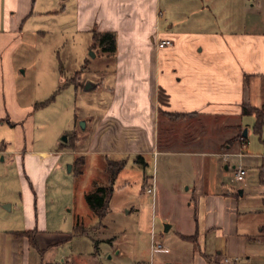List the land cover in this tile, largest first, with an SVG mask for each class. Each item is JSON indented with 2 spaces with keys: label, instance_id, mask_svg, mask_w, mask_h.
I'll return each mask as SVG.
<instances>
[{
  "label": "crops",
  "instance_id": "obj_1",
  "mask_svg": "<svg viewBox=\"0 0 264 264\" xmlns=\"http://www.w3.org/2000/svg\"><path fill=\"white\" fill-rule=\"evenodd\" d=\"M41 1L37 8L36 0H0V53H13L24 27L50 12L92 40L96 32L115 35V51L106 54L114 60L112 76L86 78L108 97L85 124L93 134L79 156L125 158V165L159 156L161 212L172 217L175 203L184 206V220L164 231L176 225L198 246L196 264H220L223 257L264 264V123L257 134L256 115L244 113L247 107L264 115V0H70V14L65 2ZM160 39L172 44L158 47ZM246 118H253L251 127ZM18 152L0 148V168L17 165L23 195L16 215L9 213L13 202L6 208L0 198V264H52L57 259L47 256L58 242L47 235L44 213L31 208L45 180L35 170L46 166L49 152ZM239 165L246 173L237 197ZM18 218L20 228L13 226ZM74 231H82L79 223ZM78 255L62 259L83 264Z\"/></svg>",
  "mask_w": 264,
  "mask_h": 264
},
{
  "label": "rangeland",
  "instance_id": "obj_2",
  "mask_svg": "<svg viewBox=\"0 0 264 264\" xmlns=\"http://www.w3.org/2000/svg\"><path fill=\"white\" fill-rule=\"evenodd\" d=\"M36 2L38 8L42 1ZM60 2L67 4L66 14H70L71 1ZM47 16L40 15L24 27L13 53H0V66H4V73L0 67V148L5 154L18 150L20 156L37 149L49 152L46 166L35 170L40 180L44 174V188H34L31 199L33 212L45 215L48 237L58 242L47 258L59 260L72 252L79 254L83 264H196L198 246L182 238L176 225L164 231L165 224L184 220V206L175 203L172 217L161 212L159 156L145 157V164L133 158L127 161L112 184L107 212L98 217L90 210L85 196L93 193L95 185H107V160L89 154L79 167L74 158L90 142L93 130L85 124L108 94L102 88L83 91L79 85L88 77L112 76L114 60L91 35L77 33L71 20L62 19L58 11ZM45 101L46 105L35 107ZM252 120L245 122L251 127ZM247 138L257 141L251 129ZM19 178L15 163L0 168L5 182L0 198L7 200L6 208L13 202L12 215L22 207ZM154 180L158 190L154 187V193H147ZM235 182L240 197L244 181ZM250 195L246 192L245 202L251 203ZM17 220L13 226L20 228ZM77 223L81 232L74 231ZM152 244L162 248L153 249Z\"/></svg>",
  "mask_w": 264,
  "mask_h": 264
},
{
  "label": "trees",
  "instance_id": "obj_3",
  "mask_svg": "<svg viewBox=\"0 0 264 264\" xmlns=\"http://www.w3.org/2000/svg\"><path fill=\"white\" fill-rule=\"evenodd\" d=\"M94 41H96L101 50L108 54H113L115 51V35L112 32L104 31V32H96L93 35ZM77 71L76 74H78ZM75 74V75H76ZM74 83V82H72ZM45 102H41L36 104L35 107H41L46 105ZM244 113H254L256 115V123H255V132L257 134L261 133V128L264 123V115L257 108H247L244 107ZM176 116V115H175ZM244 140V139H243ZM81 159V160H80ZM135 160L138 162H142V157L136 156ZM83 157H76L74 160V164H77L79 167L83 165ZM126 163V159H119L118 162L114 160L107 159L106 161V171L108 173V182L106 186L95 185V190L91 194H87L85 196L87 204L90 210L98 217H102L107 212V202L112 193V184L117 176V174L121 171ZM261 182L264 183V177H261Z\"/></svg>",
  "mask_w": 264,
  "mask_h": 264
},
{
  "label": "built area",
  "instance_id": "obj_4",
  "mask_svg": "<svg viewBox=\"0 0 264 264\" xmlns=\"http://www.w3.org/2000/svg\"><path fill=\"white\" fill-rule=\"evenodd\" d=\"M172 44V41L170 39H160L158 41V47H166V46H170ZM245 173L246 170L243 166H237V168L235 169V179L237 181H242L245 177ZM154 185H151L150 187H147L146 192L147 193H154ZM152 248L156 249V248H162L161 244H152ZM52 264H70L68 261H66L65 259H59L54 261ZM220 264H236L235 260H233L230 257H223L220 261Z\"/></svg>",
  "mask_w": 264,
  "mask_h": 264
},
{
  "label": "water",
  "instance_id": "obj_5",
  "mask_svg": "<svg viewBox=\"0 0 264 264\" xmlns=\"http://www.w3.org/2000/svg\"><path fill=\"white\" fill-rule=\"evenodd\" d=\"M97 86V84L95 82H93L90 79H86L84 82V85L82 87L83 91H91L92 89H94ZM82 125H84V123L82 122ZM243 136H246V129L243 130ZM66 140V138L64 139V141ZM70 167V166H69ZM6 206V205H5Z\"/></svg>",
  "mask_w": 264,
  "mask_h": 264
}]
</instances>
